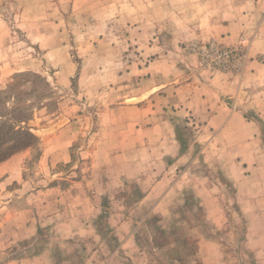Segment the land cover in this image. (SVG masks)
I'll return each instance as SVG.
<instances>
[{"label":"rangeland","instance_id":"374dc122","mask_svg":"<svg viewBox=\"0 0 264 264\" xmlns=\"http://www.w3.org/2000/svg\"><path fill=\"white\" fill-rule=\"evenodd\" d=\"M182 3L0 0V264H264V111H206L244 43L171 42Z\"/></svg>","mask_w":264,"mask_h":264},{"label":"crops","instance_id":"0c3cea01","mask_svg":"<svg viewBox=\"0 0 264 264\" xmlns=\"http://www.w3.org/2000/svg\"><path fill=\"white\" fill-rule=\"evenodd\" d=\"M182 2L183 13L188 18L187 24L179 36L175 30L170 32L168 38L171 42L215 41L229 47L244 43L246 59L240 72H219L210 75V78L218 81L221 87L220 94L215 93L214 98L223 96L232 99L234 105L228 107L217 100L212 101L207 107L209 109H206L211 113L208 125L219 129L226 127L233 117L240 113L236 111V106L238 98L242 95L245 98L246 110L264 111V0H182ZM246 124L254 125L250 122ZM63 132V129H59L56 135L59 137ZM11 158L14 161L17 159L14 155ZM14 178L17 179L16 176Z\"/></svg>","mask_w":264,"mask_h":264},{"label":"trees","instance_id":"16d2710c","mask_svg":"<svg viewBox=\"0 0 264 264\" xmlns=\"http://www.w3.org/2000/svg\"><path fill=\"white\" fill-rule=\"evenodd\" d=\"M45 87L50 90V86L47 82H45ZM50 95V94H49ZM12 138H9L10 148L13 150L9 155H12L15 151L25 149L28 147H33L37 145V138L28 130L23 129L22 127H18L15 129H11ZM39 152L37 156H39Z\"/></svg>","mask_w":264,"mask_h":264},{"label":"built area","instance_id":"2783aa9c","mask_svg":"<svg viewBox=\"0 0 264 264\" xmlns=\"http://www.w3.org/2000/svg\"><path fill=\"white\" fill-rule=\"evenodd\" d=\"M209 50L212 52L213 56L215 57V63L223 58L231 57L234 55L235 49H227V48H217L213 44L210 45ZM237 54V53H236ZM205 55V54H204Z\"/></svg>","mask_w":264,"mask_h":264}]
</instances>
